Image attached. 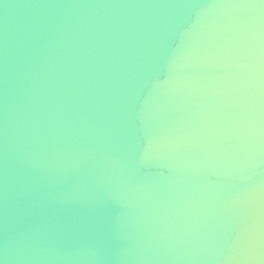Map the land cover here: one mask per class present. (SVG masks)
Here are the masks:
<instances>
[{
  "label": "clouds",
  "instance_id": "clouds-1",
  "mask_svg": "<svg viewBox=\"0 0 264 264\" xmlns=\"http://www.w3.org/2000/svg\"><path fill=\"white\" fill-rule=\"evenodd\" d=\"M0 264H264V0H0Z\"/></svg>",
  "mask_w": 264,
  "mask_h": 264
}]
</instances>
